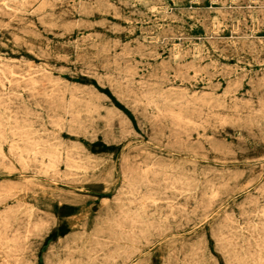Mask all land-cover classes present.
Wrapping results in <instances>:
<instances>
[{"label":"rangeland","instance_id":"obj_1","mask_svg":"<svg viewBox=\"0 0 264 264\" xmlns=\"http://www.w3.org/2000/svg\"><path fill=\"white\" fill-rule=\"evenodd\" d=\"M262 2L0 0V264H264Z\"/></svg>","mask_w":264,"mask_h":264},{"label":"bare ground","instance_id":"obj_2","mask_svg":"<svg viewBox=\"0 0 264 264\" xmlns=\"http://www.w3.org/2000/svg\"><path fill=\"white\" fill-rule=\"evenodd\" d=\"M26 1V0H25ZM248 1V0H247ZM152 2V1H151ZM158 2V1H157ZM160 2V1H159ZM162 2V1H161ZM160 2V3H161ZM244 2H245V0H244ZM73 3V2H72ZM102 3V2H101ZM134 3V2H133ZM262 3H264V2H262ZM157 4V3H156ZM249 4V3H248ZM138 7V6H137ZM153 8V7H152ZM135 9V8H134ZM160 9V8H159ZM231 9V8H230ZM232 10V9H231ZM249 10V9H248ZM230 11V10H229ZM240 11V10H239ZM242 11V10H241ZM240 11V12H241ZM262 11V10H261ZM114 12V11H113ZM210 12V11H209ZM232 12V11H231ZM264 12V11H263ZM46 13V12H45ZM146 14V13H145ZM144 14V15H145ZM206 14H207V12H206ZM243 14V13H242ZM263 14V13H262ZM221 16V15H220ZM143 17V16H142ZM201 17V16H200ZM199 17V18H200ZM208 17H210V16H208ZM152 18V17H151ZM40 19H42V18H40ZM252 19V18H251ZM43 20V19H42ZM144 20V19H143ZM203 20V19H202ZM209 20V19H208ZM212 20V19H211ZM231 21V20H230ZM264 21V20H263ZM163 22V21H162ZM206 22V21H205ZM262 22V21H261ZM211 23H212V21H211ZM218 23V22H217ZM244 23V22H243ZM182 24V23H181ZM201 24V23H200ZM206 24V23H205ZM246 24V23H245ZM207 25V24H206ZM206 25H203V26H206ZM86 27V26H85ZM174 27V26H173ZM213 27V26H212ZM90 28V27H89ZM214 28V27H213ZM20 29V28H19ZM152 29V28H151ZM184 30V29H183ZM114 31V30H113ZM243 31V30H242ZM118 32V31H117ZM246 32V31H245ZM179 34V33H178ZM93 35V34H92ZM164 35V34H163ZM88 37V36H87ZM210 39V38H209ZM215 41H217V40H215ZM52 42V41H51ZM65 43V42H64ZM211 43V42H210ZM53 44V43H52ZM220 44V43H219ZM222 45V44H221ZM247 45V44H246ZM252 45V44H251ZM192 46V45H191ZM242 46H244V45H242ZM114 47V46H113ZM152 47H154V46H152ZM225 47V46H224ZM261 47V46H260ZM46 48V47H45ZM158 48V47H157ZM220 48H222V47H220ZM103 49V48H102ZM227 49V48H226ZM229 49V48H228ZM227 49V50H228ZM249 49V48H248ZM256 49V48H255ZM258 49V48H257ZM97 50V49H96ZM236 50V49H235ZM252 50H254L253 49V47H252ZM39 51H42V50H40L39 49ZM97 51H100V50H97ZM96 51V52H97ZM169 51H171V50H169ZM242 51V50H241ZM44 52V51H43ZM164 52V51H163ZM259 52V51H258ZM42 53V52H41ZM226 53V52H225ZM238 53V52H237ZM236 53V54H237ZM96 54H98V53H96ZM131 54H133V53H131ZM152 54V53H151ZM169 54V53H168ZM249 54V53H248ZM247 54V55H248ZM254 54V53H253ZM258 54V53H257ZM48 55V54H47ZM143 55V54H142ZM146 55V54H145ZM155 55V54H154ZM188 55V54H187ZM205 55V54H204ZM224 55V54H223ZM242 55V54H241ZM149 56V55H148ZM186 56V55H185ZM193 56V55H192ZM236 56V55H235ZM234 56V57H235ZM239 56V55H238ZM249 56V55H248ZM253 55H251V57H252ZM256 56V55H255ZM135 57V56H134ZM237 57V56H236ZM244 57V56H243ZM89 58V57H88ZM157 58V57H156ZM155 58V59H156ZM231 58V57H230ZM261 58V57H260ZM263 58V57H262ZM51 59V58H50ZM116 59H118V58H116ZM160 59V58H159ZM246 59V58H245ZM245 59H243V60H245ZM153 60V59H152ZM211 60V59H210ZM1 61V60H0ZM128 61V60H127ZM237 61V60H236ZM40 62V61H39ZM103 62V61H102ZM135 62V61H134ZM245 62V61H244ZM251 62V61H250ZM261 62V61H260ZM19 63V62H18ZM135 64V63H134ZM23 65V64H22ZM129 65V64H128ZM131 65V64H130ZM3 66H4V64H3ZM178 66V65H177ZM121 67V66H120ZM169 67V66H168ZM180 67H182V66H180ZM249 67V66H248ZM2 68V67H1ZM87 68V67H86ZM110 68V67H109ZM119 68V67H118ZM117 69V68H116ZM3 70H5V69H3ZM111 70V69H110ZM152 70V69H151ZM160 70V69H159ZM171 70V69H170ZM253 70V69H252ZM2 71V70H1ZM0 71V72H1ZM81 71V70H80ZM167 71V70H166ZM171 71H173V70H171ZM215 71V70H214ZM237 71V70H236ZM174 72V71H173ZM243 72H245V71H243ZM242 72V73H243ZM2 73V72H1ZM88 73V72H87ZM109 73V72H108ZM113 73V72H112ZM147 73V72H146ZM170 73V72H169ZM227 73V72H226ZM173 74H175V73H173ZM186 74V73H185ZM213 74V73H212ZM120 75V74H119ZM126 75V74H125ZM163 75V74H162ZM165 75V74H164ZM170 75V74H169ZM195 75V74H194ZM218 75V74H217ZM228 75V74H227ZM248 76V75H247ZM9 78V77H8ZM208 78V77H207ZM97 79H98V77H97ZM184 80V79H183ZM262 80V79H261ZM100 81H101V79H100ZM126 81V80H125ZM206 81V80H205ZM129 82V81H128ZM168 82V81H167ZM188 82V81H187ZM202 82V81H201ZM180 83H181V81H180ZM243 83V82H242ZM32 84V83H31ZM54 84H57V83H54ZM99 84V83H98ZM123 84H124V82H123ZM141 84V83H140ZM139 84V85H140ZM248 84V83H247ZM218 85V84H217ZM244 85V84H243ZM134 85H132V87H133ZM222 86V85H221ZM130 87V86H129ZM142 87V86H141ZM144 87V86H143ZM73 89H74V87H73ZM138 89V88H137ZM235 89V88H234ZM173 90V89H172ZM183 90V89H182ZM131 91V90H130ZM176 91V90H175ZM209 91V90H208ZM211 91H212V89H211ZM214 91V90H213ZM239 91V90H238ZM113 92V91H112ZM111 92V93H112ZM138 92V91H137ZM142 92V91H141ZM140 92V93H141ZM257 92V91H256ZM117 93V92H116ZM139 93V94H140ZM173 94V93H172ZM182 94V93H181ZM200 94V93H199ZM251 94V93H250ZM122 96V95H121ZM145 96V95H144ZM202 96H203V94H202ZM233 96V95H232ZM142 97V96H141ZM151 97H152V95H151ZM189 97V96H188ZM235 97V96H234ZM243 97V96H242ZM67 98V97H66ZM190 98V97H189ZM204 98V97H203ZM71 99V98H70ZM191 99V98H190ZM205 99V98H204ZM210 99V98H209ZM101 100V99H100ZM159 100V99H158ZM162 101V100H161ZM182 101V100H181ZM193 101V100H192ZM201 101V100H200ZM89 102V101H88ZM160 102V101H159ZM168 102H169V100H168ZM184 102V101H183ZM185 102H186V99H185ZM78 103V102H77ZM90 103V102H89ZM95 103V102H94ZM99 103V102H98ZM158 103V102H157ZM164 103H166V102H164ZM179 103H180V101H179ZM239 103V102H238ZM244 103V102H243ZM168 104V103H167ZM176 104H178V103H176ZM189 104V103H188ZM198 104V103H197ZM166 105V104H165ZM169 105H172V103H170ZM244 105V104H243ZM89 106H90V104H89ZM92 106V105H91ZM147 106V105H146ZM149 106V105H148ZM242 106V105H241ZM253 106V105H252ZM93 107V106H92ZM96 107V106H95ZM150 107V106H149ZM193 107V106H192ZM245 107H247V106H245ZM258 107H260V105L258 106ZM182 108H184V107H182ZM199 108V107H198ZM204 108V107H203ZM93 109V108H92ZM92 109H90V110H92ZM197 109V108H196ZM247 109H248V107H247ZM251 109V108H250ZM94 110V109H93ZM97 110V109H96ZM156 110V109H155ZM158 110V109H157ZM178 110H179V108H178ZM201 110H203V109H201ZM216 110V109H215ZM214 110V111H215ZM223 110V109H222ZM258 110V109H257ZM219 111V110H218ZM238 111V110H237ZM258 111H260V110H258ZM181 112V111H180ZM190 112V111H189ZM244 112V111H243ZM242 112V113H243ZM158 113V112H157ZM167 113H169V112H167ZM171 113V112H170ZM173 113V112H172ZM175 113H177V112H175ZM174 113V114H175ZM179 113V112H178ZM192 113H193V111H192ZM250 113V112H249ZM252 113V112H251ZM182 114V113H181ZM199 114V113H198ZM161 115V114H160ZM176 115V114H175ZM202 115V114H201ZM232 115V114H231ZM79 116V115H78ZM178 116V115H177ZM212 116V115H211ZM72 117V116H71ZM136 117V116H135ZM176 117V116H175ZM180 117V116H179ZM171 118V117H170ZM173 118V117H172ZM178 118V117H177ZM182 118V117H181ZM181 118H179V119H181ZM190 118H191V116H190ZM73 119V118H72ZM173 119H175V118H173ZM172 119V120H173ZM179 119H177V120H179ZM193 119V118H192ZM205 119H207V118H205ZM170 120V119H169ZM176 120V119H175ZM224 120V119H223ZM246 120V119H245ZM164 121V120H163ZM187 121V120H186ZM208 121V120H207ZM177 122H179V121H177ZM182 122V121H181ZM188 122V121H187ZM125 123V122H124ZM161 124V123H160ZM172 124V123H171ZM183 124V123H182ZM189 124V123H188ZM187 124V125H188ZM192 124H193V122H192ZM173 125V124H172ZM176 125H178V124H176ZM179 125H180V123H179ZM183 125H185L186 126V124L184 123ZM196 125H198V124H196ZM162 126V125H161ZM174 126V125H173ZM213 126V125H212ZM175 127V126H174ZM189 127V126H188ZM198 127V126H197ZM210 127V126H209ZM177 128V127H176ZM179 128V127H178ZM193 128V127H192ZM211 128V127H210ZM132 129V128H131ZM158 129V128H157ZM173 129V128H172ZM15 130V129H14ZM14 130H12V131H14ZM179 130V129H178ZM170 131V130H169ZM171 131H173V130H171ZM203 131V130H202ZM20 132H21V130H20ZM124 132V131H123ZM130 132V131H129ZM185 132V131H184ZM183 132V133H184ZM204 132V131H203ZM125 133V132H124ZM212 134V133H211ZM1 135V134H0ZM14 135V134H13ZM189 135V134H188ZM180 138V137H179ZM177 140V139H176ZM180 140H182L181 138H180ZM171 142V141H170ZM188 143H190V142H188ZM192 143V142H191ZM195 144V143H194ZM197 144V143H196ZM193 145V144H192ZM168 146V145H167ZM9 147V146H8ZM244 150H246L245 148H243ZM83 156V155H82ZM77 157V156H76ZM3 158V157H2ZM55 158V157H54ZM66 159V158H65ZM133 160V159H132ZM49 162V161H48ZM124 163H125V161H123ZM122 163V162H121ZM127 163V162H126ZM54 164H56V162L54 163ZM128 164V163H127ZM46 165V164H45ZM123 165V164H122ZM65 166V165H64ZM146 168V167H145ZM152 168V167H151ZM153 169V168H152ZM122 170V169H121ZM126 171V170H125ZM143 171V170H142ZM150 171H151V169H150ZM65 173V172H64ZM129 173V172H128ZM144 173V172H143ZM59 174V173H58ZM55 175V174H54ZM125 175H127V174H125ZM145 175H146V173H145ZM130 177V176H129ZM56 178V177H55ZM64 178H65V176H64ZM60 179V178H59ZM148 180V179H147ZM66 181V180H65ZM213 185V184H212ZM136 186H138V185H136ZM170 187H172V186H170ZM213 187V186H212ZM211 190H213V189H211ZM176 191V190H175ZM132 192V191H131ZM149 192V191H148ZM178 192V191H177ZM180 192V191H179ZM158 193V192H157ZM165 193V192H164ZM163 193V194H164ZM180 194H181V192H180ZM135 195H137V194H135ZM211 195H213V194H211ZM214 196V195H213ZM210 197V196H209ZM212 197V196H211ZM133 198V197H132ZM187 200H189V199H187ZM184 201H185V199H184ZM184 203H186V202H184ZM246 216V215H245Z\"/></svg>","mask_w":264,"mask_h":264}]
</instances>
